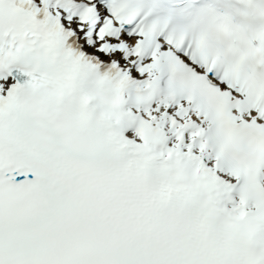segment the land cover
<instances>
[{"label": "snow or ice", "instance_id": "1", "mask_svg": "<svg viewBox=\"0 0 264 264\" xmlns=\"http://www.w3.org/2000/svg\"><path fill=\"white\" fill-rule=\"evenodd\" d=\"M0 264H264V0H0Z\"/></svg>", "mask_w": 264, "mask_h": 264}]
</instances>
